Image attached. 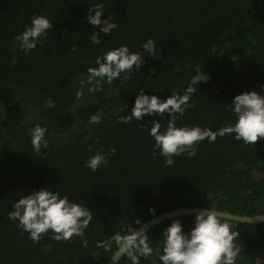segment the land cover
I'll use <instances>...</instances> for the list:
<instances>
[{
    "label": "trees",
    "instance_id": "1",
    "mask_svg": "<svg viewBox=\"0 0 264 264\" xmlns=\"http://www.w3.org/2000/svg\"><path fill=\"white\" fill-rule=\"evenodd\" d=\"M98 2L102 19L111 16L117 28L100 32V43L93 44L91 34L100 26L89 24L87 15ZM34 14L46 16L53 27L25 52L14 37ZM148 38L157 56L144 52ZM122 44L144 55L140 70L133 66L127 78L122 73L113 84L89 92L87 69ZM200 67L210 79L196 85L192 106L177 126L215 130L234 123L232 98L264 90V0H0V264H106L116 245L106 250L98 241L181 207L264 213V139L252 145L233 134L212 143L205 138L195 155L174 156L168 166L148 134L153 120L164 131L167 114L122 122L141 89L161 98L182 93ZM49 98L54 108L45 107ZM97 113L102 119L89 125ZM36 124L47 128L48 147L39 153L31 145ZM111 148L116 151L106 165L95 171L85 166L88 157ZM40 188L56 189L92 211L87 247L75 235L57 241L45 234L33 243L8 218L16 200ZM194 216L151 228L153 248L172 221L188 231ZM227 220L239 233L236 264H264V222ZM117 264L131 260L123 255ZM139 264H160L158 254L140 257Z\"/></svg>",
    "mask_w": 264,
    "mask_h": 264
},
{
    "label": "clouds",
    "instance_id": "2",
    "mask_svg": "<svg viewBox=\"0 0 264 264\" xmlns=\"http://www.w3.org/2000/svg\"><path fill=\"white\" fill-rule=\"evenodd\" d=\"M103 13L102 2L89 8L87 22L100 26L99 32L94 31L91 34L93 44L100 43V32L107 35L117 28L111 16L102 19ZM52 27V22L46 16L34 14L30 23L14 39L19 42L23 51L28 52L41 43V38L46 37ZM142 48L150 57L158 55L152 38L143 42ZM95 63L97 66L87 69L89 92L99 91L102 83L113 84L115 79H121L122 73L127 78L133 72V66L139 71L144 63V55L133 52L128 45L122 44L105 51L102 57L96 58ZM209 79V74L201 71L200 67L182 93L173 92L166 98H161L141 89L134 99L131 115L122 117V122L129 123L133 118L139 121L146 116L163 117L167 114L168 122L164 131H160V121L153 120L148 134L154 138L153 147L159 150L168 166L174 164V156L195 155L197 143L205 138L212 143L217 136L233 134L234 139L252 145L258 138L264 139V90L260 93L255 90L244 91L232 98L231 111L236 117L234 123L215 130L198 125L177 126L178 117L192 106L189 101L197 90L196 85L200 82L207 83ZM261 87L264 89V85ZM76 95L79 97L81 93L77 92ZM45 107L54 108L55 101L49 98L45 101ZM101 119L102 115L97 113L90 116L88 123L97 124ZM46 132V126L40 124L31 129L34 152L39 153L41 148L48 147ZM115 151V148L109 149L107 153L97 151L88 157L85 166L95 171L101 165H106L108 157ZM155 154L154 151L153 155ZM8 218L17 222V228L22 233H27L33 243L39 242L45 234H50V238L57 241H67L75 235L81 238L82 246L87 247L85 230L93 219V213L84 203L69 199L56 189L40 188L16 200ZM136 223L139 224L140 221L137 219ZM238 235L233 223L213 208H205L195 214L193 225L188 231H183L179 220L172 221L163 230L160 244L155 248L151 245L147 232L143 229L137 230L132 225H128L124 233L117 232L105 241H98L97 246L107 250L114 243V251L129 257L131 264H139L140 257H148L154 251L158 254L160 264H236L240 248L236 246L234 239Z\"/></svg>",
    "mask_w": 264,
    "mask_h": 264
},
{
    "label": "water",
    "instance_id": "3",
    "mask_svg": "<svg viewBox=\"0 0 264 264\" xmlns=\"http://www.w3.org/2000/svg\"><path fill=\"white\" fill-rule=\"evenodd\" d=\"M205 208L203 207H181L168 212H164L158 216L151 218L149 221L140 226L137 230L143 229L148 232L151 228L156 226L157 224L162 223L163 221L183 216V215H195L198 211H201ZM219 215L226 219L245 222V223H261L264 222V213L259 215H240L235 213H230L222 210L214 209ZM124 254H118L115 252L113 256L108 260L106 264H117V262L121 259Z\"/></svg>",
    "mask_w": 264,
    "mask_h": 264
}]
</instances>
